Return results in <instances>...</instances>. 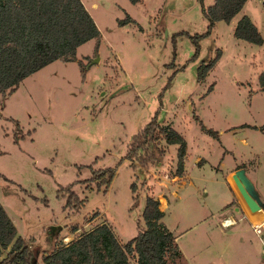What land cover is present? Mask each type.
Instances as JSON below:
<instances>
[{
	"label": "rangeland",
	"instance_id": "rangeland-1",
	"mask_svg": "<svg viewBox=\"0 0 264 264\" xmlns=\"http://www.w3.org/2000/svg\"><path fill=\"white\" fill-rule=\"evenodd\" d=\"M83 2L101 30L97 50L93 36L76 48L83 66L76 59L55 58L16 88L0 91V201L18 234L34 248L38 264H44L43 252L102 222L127 241L136 235L137 219L151 195L182 250L176 264H210L200 257L197 238L226 234L244 240L238 263H254L264 251V227L257 233L252 225L260 221V210L249 208L228 176L244 168L252 181L257 157L251 146L264 149V89L258 76L264 68V2L243 4L263 36L261 43L235 36L232 22L218 19L199 39L195 56L193 40L181 30L206 29L199 0ZM126 13L134 19L118 23ZM218 47L220 56L199 80L198 64ZM193 109L218 137L200 129ZM154 115L150 143L162 155L144 164L143 149L137 147L126 158L139 140L133 135ZM166 125L187 142L181 173L178 144L168 143L162 132ZM106 167L114 174L105 188L107 175L95 176ZM237 207L252 222L240 218L221 226L227 214L240 216ZM219 251L218 243L207 249L211 259ZM4 255L0 251V258Z\"/></svg>",
	"mask_w": 264,
	"mask_h": 264
},
{
	"label": "trees",
	"instance_id": "trees-1",
	"mask_svg": "<svg viewBox=\"0 0 264 264\" xmlns=\"http://www.w3.org/2000/svg\"><path fill=\"white\" fill-rule=\"evenodd\" d=\"M199 1L202 12L207 18L206 29L195 33L181 30L194 42L193 56L199 52V39L211 31L216 20L229 21L246 0H213L211 4H205L204 0ZM133 19L131 14L126 13L125 16L118 18V23ZM233 32L235 36L249 41L256 43L263 41L258 26L247 13H243L237 19ZM91 36L95 38L94 48L97 50L101 30L83 0H0V91L7 86L16 88L24 76L55 58L76 59L79 65L83 66L82 59L77 58L76 48ZM220 53L221 48L218 47L212 56L198 64L199 80L205 77ZM258 76L264 89V68ZM211 89L212 85L209 84L208 91ZM193 117L199 123L201 130L218 137V131L208 127L194 109ZM156 124L154 115L142 131L133 135L139 140L126 154V158H129L130 152H135L137 147L143 149L144 157L140 159L144 164L155 163L160 158L162 149L154 148L150 143V136ZM162 132L168 143L178 144L177 170L181 173L186 139L171 125L162 127ZM133 143L134 141L131 142ZM104 174L107 175V179L102 183L106 188L114 174V168L106 167L97 171L95 178H100ZM228 179L238 192L232 174H229ZM138 199L137 194L134 205H137ZM159 205L157 198L146 196L141 216L137 219L138 231L133 238L125 242L118 238L108 223L102 222L83 230L67 243L63 242L60 246L53 245L51 250L42 253V262L44 264H129L130 256L135 255L137 264H176L174 260L182 255V250L176 236L163 221L164 210ZM141 220L144 225L141 224ZM77 229L78 227H73V231ZM0 251H5V255L0 258V264H38L34 248L23 236L17 234L16 225L1 201Z\"/></svg>",
	"mask_w": 264,
	"mask_h": 264
},
{
	"label": "crops",
	"instance_id": "crops-1",
	"mask_svg": "<svg viewBox=\"0 0 264 264\" xmlns=\"http://www.w3.org/2000/svg\"><path fill=\"white\" fill-rule=\"evenodd\" d=\"M262 2H264V0H262ZM243 9L244 8L242 6V8L237 13H235V15L230 19V21L233 24V29H234V26H235L237 19L243 13H247ZM247 14L249 15V13H247ZM239 38H241V37H239ZM246 124H251V123H246ZM251 125L253 127L260 128L259 127L260 124L253 123ZM186 144H187V142H186ZM251 152H252L251 155H255L257 157L256 164H255L254 170L252 172L253 173L252 181L254 184V188H256L255 191L257 192V194L261 200V209H260V213H259L260 221L254 222L252 225L255 226L256 224H259L262 227H264V168H263V165H264L263 161L264 160L261 157L263 155L264 149L259 144L258 145L253 144L251 146ZM237 162H238V160H237ZM231 196H233L232 192H231ZM230 200H231V197H230L229 201H227V203L230 202ZM5 209H6L7 213L10 215V217L12 218L11 213L9 212L8 208L5 207ZM237 210L239 213H241L240 216L233 218V217H231V215L227 214L228 215L227 217L220 220L221 226L229 227L230 225H235L238 223L240 218H246L249 223L252 222L251 218L248 216V214L245 211H242L241 207H237ZM164 216H165V213H164ZM164 216H163V221H164ZM225 220L229 221L228 226L224 225ZM208 226L211 229L213 228L212 224H210ZM17 234H18V232H17ZM226 235H228V236H225V238H223L224 236H221L220 239H215V240H210L208 238H205L204 236H199L197 238V242H198L197 250L199 251L198 253L201 254L200 257L202 259L204 258V260L206 262H210V264H213L212 263L213 261L217 262L218 264H223L227 260L232 261L235 264H243L241 262L238 263V260L240 257V255H239L240 249L245 248L244 240H241L237 235L235 236L234 234H232V235L226 234ZM232 238L234 240H232ZM123 242H125V241L123 240ZM217 243H218V248H220L219 255L215 259H211L209 257V253H207V249L211 246H212V248H215ZM253 259H254L253 260L254 263H252V264H263V262H264V251H263V254L259 253V254L255 255ZM131 264H137L136 256H135V259H133V262Z\"/></svg>",
	"mask_w": 264,
	"mask_h": 264
},
{
	"label": "water",
	"instance_id": "water-1",
	"mask_svg": "<svg viewBox=\"0 0 264 264\" xmlns=\"http://www.w3.org/2000/svg\"><path fill=\"white\" fill-rule=\"evenodd\" d=\"M233 178L236 185L243 195L247 205L251 210L261 209V200L254 189V185L250 178L247 176L244 168H238L233 173Z\"/></svg>",
	"mask_w": 264,
	"mask_h": 264
},
{
	"label": "built area",
	"instance_id": "built-area-1",
	"mask_svg": "<svg viewBox=\"0 0 264 264\" xmlns=\"http://www.w3.org/2000/svg\"><path fill=\"white\" fill-rule=\"evenodd\" d=\"M225 222V221H224ZM261 225H259V224H256L255 226H254V229H255V231L257 232V233H260L261 232ZM65 238H68V237H65ZM65 243H67L68 241H64Z\"/></svg>",
	"mask_w": 264,
	"mask_h": 264
},
{
	"label": "bare ground",
	"instance_id": "bare-ground-1",
	"mask_svg": "<svg viewBox=\"0 0 264 264\" xmlns=\"http://www.w3.org/2000/svg\"><path fill=\"white\" fill-rule=\"evenodd\" d=\"M258 210H260V209H258ZM258 210H252V211H258ZM225 224L224 225H229L228 223H229V221L228 220H225V222H224Z\"/></svg>",
	"mask_w": 264,
	"mask_h": 264
}]
</instances>
